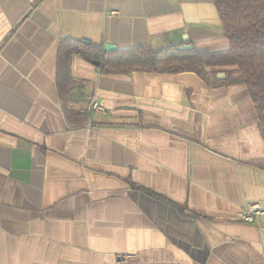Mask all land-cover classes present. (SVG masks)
<instances>
[{
    "label": "crops",
    "instance_id": "0c3cea01",
    "mask_svg": "<svg viewBox=\"0 0 264 264\" xmlns=\"http://www.w3.org/2000/svg\"><path fill=\"white\" fill-rule=\"evenodd\" d=\"M65 40L229 48L213 0H0V264H264V215L240 220L264 208L247 88L60 73Z\"/></svg>",
    "mask_w": 264,
    "mask_h": 264
},
{
    "label": "trees",
    "instance_id": "16d2710c",
    "mask_svg": "<svg viewBox=\"0 0 264 264\" xmlns=\"http://www.w3.org/2000/svg\"><path fill=\"white\" fill-rule=\"evenodd\" d=\"M213 2L229 42L228 49L201 52L195 48L182 50L178 45L158 51L146 46L105 52L99 45L65 40L61 45L59 57L60 73L66 71L73 56H79L95 66L101 74L191 72L211 86L243 85L249 91L264 137V0ZM225 68H235L238 75L218 80L217 71ZM81 114L87 117L86 112Z\"/></svg>",
    "mask_w": 264,
    "mask_h": 264
},
{
    "label": "built area",
    "instance_id": "2783aa9c",
    "mask_svg": "<svg viewBox=\"0 0 264 264\" xmlns=\"http://www.w3.org/2000/svg\"><path fill=\"white\" fill-rule=\"evenodd\" d=\"M92 109L97 112H105V109L95 102ZM264 215V208L259 203H252L246 206L243 213L240 215V220L245 223H255L257 219Z\"/></svg>",
    "mask_w": 264,
    "mask_h": 264
},
{
    "label": "water",
    "instance_id": "95a60500",
    "mask_svg": "<svg viewBox=\"0 0 264 264\" xmlns=\"http://www.w3.org/2000/svg\"><path fill=\"white\" fill-rule=\"evenodd\" d=\"M184 40L187 41L188 40V37L185 36L184 37ZM182 50H191L193 49V47L191 45H183L180 47ZM105 52H115L117 51V47L113 46V45H106L105 48H104ZM219 79L220 78H225V75L222 74V76H219L218 77Z\"/></svg>",
    "mask_w": 264,
    "mask_h": 264
}]
</instances>
